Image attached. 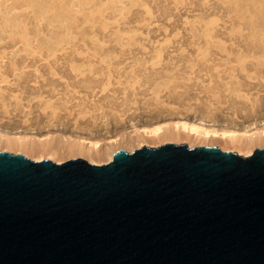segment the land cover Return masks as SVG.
<instances>
[{
	"label": "rangeland",
	"instance_id": "rangeland-1",
	"mask_svg": "<svg viewBox=\"0 0 264 264\" xmlns=\"http://www.w3.org/2000/svg\"><path fill=\"white\" fill-rule=\"evenodd\" d=\"M175 121L259 128L264 0H0V135L37 146L0 152L89 162L71 146L157 148L142 130Z\"/></svg>",
	"mask_w": 264,
	"mask_h": 264
},
{
	"label": "water",
	"instance_id": "water-1",
	"mask_svg": "<svg viewBox=\"0 0 264 264\" xmlns=\"http://www.w3.org/2000/svg\"><path fill=\"white\" fill-rule=\"evenodd\" d=\"M0 264H264V149L168 142L102 165L2 151Z\"/></svg>",
	"mask_w": 264,
	"mask_h": 264
},
{
	"label": "bare ground",
	"instance_id": "bare-ground-1",
	"mask_svg": "<svg viewBox=\"0 0 264 264\" xmlns=\"http://www.w3.org/2000/svg\"><path fill=\"white\" fill-rule=\"evenodd\" d=\"M142 131L144 133L143 135L146 138H149V139L151 138V139H156V140L159 139V140H161V142L164 141V142H169V143H174V144H178V143L180 144V143H183L184 141L186 142V140H189V138H192V137H194L196 139H198L199 137L200 138L202 137L204 140L207 139L208 141H211V144H209V145L208 144H200L197 146H202V145L203 146L204 145L214 146L215 141H217V143L220 141L223 143V146L218 145V147H220L222 150L236 152L237 154H239L242 157L250 156L252 154V148L253 147L264 146V121L260 124L259 128L257 126H254V125H249L243 131H238L236 129H234V130L233 129L232 130L231 129L230 130H226V129L219 130V129H215L211 126H210V128L209 127L206 128L204 126L201 127V125L198 126V125L190 124V123H187L184 121L183 122H179V121L176 122L175 121L172 124H168L165 122V123L157 125V126H152L149 129L144 128V130H142ZM138 134H139L138 136H140V133H138ZM143 135L141 134V136H140L141 139H142V137H144ZM19 137L20 136H18V138L11 139L9 137H4V135L2 134V135H0V143L5 144L7 147L24 148L25 150L30 149L31 151L33 149L35 150L37 148L36 145H31L27 142L25 143L24 142L25 139H24V141H22L21 137L20 138ZM135 138H137V137H135ZM137 139H138V141L141 140L139 137ZM80 140H82V139H80ZM84 140H86V139H84ZM143 141H144V139H143ZM99 144H100L99 142L80 141V143H78V144L76 143L73 146H71L73 149V153H74L73 156L74 155L75 156L76 155L77 156L78 155L79 156H85V157H87V159L89 160L90 163L96 164V165L99 164V162H100V161L95 162L93 160V158L96 156H103L105 158L104 163L110 162L113 158L112 152L111 153H109L108 151L102 152V150L100 148L101 146ZM111 144H112V142H111ZM191 146H189V147H191ZM227 148H229V149H227ZM48 150H50V149H48ZM34 152H36V151H34ZM51 152L49 153L50 155L52 154ZM46 154H48V153L46 152ZM47 157H48V155H47ZM36 160H40V158H38ZM56 163H60V162L56 161Z\"/></svg>",
	"mask_w": 264,
	"mask_h": 264
}]
</instances>
